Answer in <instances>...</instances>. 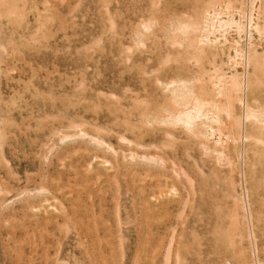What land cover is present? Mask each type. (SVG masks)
Instances as JSON below:
<instances>
[{
  "label": "rangeland",
  "instance_id": "rangeland-1",
  "mask_svg": "<svg viewBox=\"0 0 264 264\" xmlns=\"http://www.w3.org/2000/svg\"><path fill=\"white\" fill-rule=\"evenodd\" d=\"M93 1L94 0H27V3H25L24 0H17L19 4L17 3L16 5H19L18 9L20 7L22 11L19 9V13L17 12L19 17L17 16L16 18L2 15L4 10L3 8H0V37L2 43L4 42L3 45L5 44V48L0 50V121L4 133L3 140L0 144V186L6 191L9 190V193H7V191L5 194L0 195V264H77V262L78 264H87L86 262L88 261L85 260L84 257L88 260L90 259L89 261L91 263L88 262L89 264H240L239 259L234 257L235 252L227 249L226 244L222 241V237H220L222 235L221 231H224V228L226 229L229 222V217L226 214H230L234 209V203L231 196L235 192H241L242 178L238 173V169H235L231 175L230 171L227 170L228 168H220L213 162V160H211L208 153L203 155L196 139L185 138V136L182 135L180 136L181 133L178 130L174 133V139L168 137L162 131L148 132L147 135L143 137L144 139L142 138L143 140L141 139L140 141L146 145V148L150 149L142 148L137 151H135V148L129 151L126 146L127 144L118 139L119 135H117L116 132L108 133L110 135L101 137L104 138L107 145L113 147L118 152V155L110 152L106 153L105 151L98 149L95 143L88 142V138L96 136L94 134L96 133L95 129L92 127L93 123L98 122L99 125L105 128H113L111 122L107 121V119L111 120L112 117H118L119 119H126L128 117L131 121H135V118L137 117L136 120L139 124L143 123V121L145 122V120H147L146 116H141L140 120L138 116L140 113L138 107L143 108L144 106H142L143 104H139V106L136 105L134 99L145 98L144 101L146 104L149 103L150 109H157L160 98L159 89H157L155 85V76L160 73V76L171 78L174 77L175 74H180L179 69H176L180 65L178 64L177 59H174L172 56L175 54V50H172L170 47L167 49V46L163 44L164 41L162 38H156L153 43L152 37L144 35V37H141V41L145 42L147 46L146 48H140L141 50L138 52V40L136 38H130L132 35L130 36L128 31L131 30V25L133 26V23L136 20L135 18H137L136 14L143 13L146 10L144 7H150L151 3L155 0H135L136 2L134 0H121L122 3L120 4L118 2L120 0H111L112 2H109L110 0L94 1L95 3L98 1L97 4L99 6ZM163 1L165 2V5H163ZM181 1L182 3L180 0L159 1L160 4L158 7L159 11H161L159 16L161 18L162 15V21L163 18H165V22L167 18L170 19V17L173 16L177 17V15L184 16V14H192L191 11L193 8L194 10H196V8L198 9L200 4L204 3L206 0H199L198 3L197 0H187V3H185L186 0ZM128 2H131V4ZM144 2L147 5H145ZM100 3H102V5ZM26 4L27 6L24 10L23 7ZM163 6H165L164 10L162 8ZM131 8L134 13L132 11L130 12ZM184 8L185 11L182 12V9L184 10ZM113 9H115V15ZM170 10H175V13L172 12L174 13L173 16L170 15L172 14L170 13ZM120 12L123 14L121 13L120 15ZM162 12L163 14H161ZM131 14L133 18L130 16ZM20 15L23 17L22 19ZM25 16L27 17V20ZM101 18H103V20ZM23 19H25V21H23ZM111 19L112 22L114 21L113 25L116 27L111 25ZM122 19H124V21ZM138 19L141 20V18ZM143 20L141 22H143ZM145 21L146 18L144 22ZM100 22L102 23L99 26L98 23ZM138 22L140 21L138 20ZM103 27L105 28L106 33L105 30H103ZM112 27L113 29L115 28L114 30L116 32ZM159 30V26L155 28V31ZM233 36L235 37V35ZM98 37H100L102 42ZM13 39L18 44H16ZM95 39L96 42L93 43L92 40L95 41ZM97 39L99 44L97 43ZM130 39L132 41H130ZM111 42L114 43L115 46L112 45ZM100 43L102 44V48L99 49ZM121 43L123 45L125 44L124 47L134 45L135 54L129 63L127 61H120V59L124 58V54L121 52L123 49ZM94 44L97 46L95 45L92 47ZM109 44L111 50L109 49ZM86 46L89 48L92 47L93 49L86 48ZM117 47L119 51L117 50ZM154 47H156L155 50ZM83 49H85V52ZM86 49L89 50L86 51ZM153 53H156V56ZM84 54L85 57L83 56ZM108 54L111 55L108 56ZM167 54L173 57V59L172 63L166 65L167 71L166 66L164 65V72V69H161V66L159 67V65H162L163 58L167 56ZM116 55L118 56V61ZM105 56L107 57L106 59ZM88 57L90 60H88ZM103 57L104 59H102ZM113 58L116 60H113ZM93 60L95 61L94 63H97L94 64ZM115 62L120 66L118 67ZM128 65H131L132 68H137L141 73H138L136 76V72H133L136 71V69H130ZM141 65H143L144 68H141ZM95 66L98 67V69H96ZM205 66L208 67L207 64H205ZM109 69H111L112 72ZM143 69L144 71H148V74L146 75H149V77H146ZM124 70L126 71L124 72ZM152 70L154 72L157 70L156 72L158 73L155 74ZM189 70H192L191 72H193L196 68L191 67ZM182 71H184V69H182ZM120 73H122V76ZM150 74L152 75L150 76ZM185 74H187L186 71ZM76 75H78L79 78ZM118 76L120 80L118 79ZM140 76H143V78L141 77V79ZM150 80L151 83L149 82ZM80 87H83L81 88V91L78 90ZM108 90H110L109 92H111V94L113 93L112 95H114L116 99L109 94ZM126 90H130V92H127ZM84 91L85 93L83 94ZM97 91L99 92L97 93ZM119 91L123 92V96L121 95L122 92ZM100 92L105 93L106 95L101 94ZM134 92L137 94H134ZM104 95L107 97L105 98ZM95 98H97V102ZM149 98H152V100H149ZM258 99V101H263L264 93L260 94ZM86 100L87 102H84ZM251 102L254 103L253 100H251ZM97 104L99 105V112L98 109L96 110L98 106ZM101 107L103 109H101ZM113 108L117 113L113 112ZM119 110L120 112H123L120 114ZM96 112L98 114H96ZM109 112L114 114H110ZM137 112L139 113L137 114ZM237 112L240 113L239 106H237ZM81 119L86 122L83 129L86 127L84 130L88 133L87 138L76 136L75 134L77 133V130L69 127L71 122H78V120L81 121ZM149 123L151 124L152 121ZM126 135L128 136L129 134L127 133ZM128 137L132 139V136L129 135ZM161 141L163 142V146L161 145ZM169 142L172 144L169 145ZM166 144L167 148H165ZM196 144L197 146L194 148ZM168 145L171 148H168ZM134 151L137 152V154ZM145 152L150 153L155 160H143L145 155L142 156V154H145ZM131 153L134 154L132 155ZM150 154L147 156L151 158ZM157 154L164 157V164L159 162L154 163V161L157 160ZM125 155L128 157L126 156L124 160L121 159V157ZM136 155L137 157L134 159L133 156ZM138 155H141L142 157H138ZM115 158H118L119 160L116 161ZM139 158H142V160ZM99 159L110 163L103 168L99 165ZM201 159L205 161L202 162ZM122 160L125 162L123 163ZM235 160L237 163V159ZM137 161L138 163L140 162L139 165H136ZM172 161L176 166L173 165ZM117 162L123 164L119 167L117 166ZM130 164L132 165L130 166ZM192 164L193 166H190ZM248 165H250V167ZM247 166L249 171L248 174L246 173V179L249 177V180H247L248 182L246 183V186L247 190H249L248 194L251 207H253L252 212L255 213L253 218L257 229V239H259L257 241L259 248L258 254L264 260V220H262L264 219V149L262 147L258 146L257 148L253 145L249 146L247 153ZM99 168L102 173L100 176L101 179L100 177L98 179L95 178V174L98 172ZM174 169L176 170L174 171ZM252 170L254 171L252 172ZM227 171L229 172L228 176L225 174L228 173ZM135 172L138 175H136ZM187 175L189 177H187ZM234 175H237V178ZM252 176H254L253 181H251ZM157 177L160 178L158 179ZM47 178L50 180L49 184L46 183L49 181ZM115 178H117L118 181ZM221 178L224 180L222 181ZM170 179L171 181H169ZM232 180L234 182H232ZM158 182H160V184H158ZM219 182H224L225 185L221 183L220 186ZM249 183L253 184L250 185ZM226 184L230 189L227 188ZM258 185L260 188H258ZM51 186H53V188ZM157 186H159V188ZM106 187L109 189H105L104 191L103 189ZM112 187H114L115 190ZM149 187L152 188L150 189ZM55 188H57V190ZM160 188L162 189L160 190ZM225 188H227V190H225ZM81 192L84 194H81ZM56 193L57 198H53ZM135 193H137V195ZM78 194H81L82 196L80 197ZM250 195L252 196L250 197ZM144 198L145 200H143ZM207 198H210V200L212 199L211 203ZM44 199L47 200V203ZM5 202L7 203V206L5 205ZM86 202L89 206H83ZM228 202L230 206L228 205ZM174 203L178 204L175 206ZM212 203L214 204L212 205ZM136 204H139L140 208L139 205L136 206ZM209 204H211V208L208 206ZM73 205L75 207L77 206L78 210ZM142 205H145L146 208L144 209ZM215 205L218 207L220 206L219 209L221 210H218V207L215 209ZM257 206L260 208L258 209ZM89 207H91V209ZM105 207L106 211L104 209ZM135 207H137V209H135ZM205 208L208 210L206 211ZM75 209L79 216L77 215L76 218L74 217V220L72 219L71 222L70 214ZM149 209L152 212H150ZM163 209L165 212H163ZM209 210L212 212L209 213ZM214 210H218V212ZM136 211H138V213ZM205 211L208 213V216ZM219 211L221 213L220 215ZM255 211L258 214H256ZM134 212L136 213L134 214ZM238 212L239 220L242 222L243 220L241 216L243 213L241 211ZM217 214L218 218L219 216L221 217L220 219L215 217ZM223 216L226 217V219L222 218ZM67 217L69 218L68 221L66 219ZM215 222L221 225L217 224L215 227ZM213 223L215 224L213 225ZM88 224H90L88 226L89 228L87 227ZM202 225L205 227H202ZM261 225L263 226L261 227ZM68 226H70L69 230L71 228L70 231L67 228ZM204 228L205 232L202 231ZM89 229L91 230L89 231ZM210 230L213 233L217 232V236L213 233L211 234ZM218 232H220L219 236ZM86 233L87 235L91 234L87 236ZM195 233H197V235ZM207 234H209V236ZM260 236L263 239L260 238ZM243 241L245 242L243 243ZM83 242L84 244L86 243L85 246H83ZM125 244L126 246H124ZM223 244L225 246H223ZM242 245L246 248L248 246L247 241L242 240ZM168 247H170L171 254H169V260L166 262L165 253ZM217 248L219 249L218 251ZM212 249L213 251L211 252ZM84 251L85 253H83ZM223 256L225 257L223 258ZM246 257H248V255ZM114 259L115 261L113 262ZM103 261L106 262L104 263Z\"/></svg>",
  "mask_w": 264,
  "mask_h": 264
},
{
  "label": "bare ground",
  "instance_id": "bare-ground-1",
  "mask_svg": "<svg viewBox=\"0 0 264 264\" xmlns=\"http://www.w3.org/2000/svg\"><path fill=\"white\" fill-rule=\"evenodd\" d=\"M25 3H27V0H24ZM96 1V0H94ZM93 1V2H94ZM135 1V0H134ZM132 1V2H134ZM141 1V0H140ZM159 1L161 0H155L154 2L151 3L150 7H144V9L146 8V10L143 13L140 14H136L137 18H135L136 20L138 19L140 22H138V20L134 21L133 26L131 25V30L128 31L130 33V38H136L138 40V51H140V48H146V43L141 41V37L148 36V37H152L153 38V43L155 41L156 38H162V40L164 41L163 44H165L168 47L172 48V50H175V54L172 55L174 57V59H177L178 64L180 65L178 68L180 71L179 75L173 76L171 78H165L164 76H160V73L158 72H153L156 74L158 73L159 75L155 76V85L156 88L159 89V104L157 109L154 108L155 110L150 109V105L149 103L146 104L145 103V98H136L134 99V103L136 101V105L139 106L142 105L144 106L143 108H139L137 112L138 116H139V120L141 116H146L147 120H145V122L143 121V123L139 124V122L136 120L135 121H131L130 119H128V117L126 119H119L118 117H112V119H107V121L111 122L113 128H105L101 125H99V123H93L92 127H94L95 132L94 133L96 136H91V138H88V142H93L96 144L97 148L100 150L110 153H114L115 155H118V152L111 146L107 145L104 141V138L101 137H105V135H110L108 133H114L116 132L117 135H119L118 139L124 143H126L127 148L129 149V151H131V149H136L135 151H137L138 149H150V148H146V145L143 144L142 141H140L144 136L147 135L148 132H155V131H162L164 134H166L168 137L173 138L174 133H176L175 131L178 130L181 134L180 136H185V138H192V139H196L198 141V145L200 146L203 155H206L208 153V155L210 156L211 160H213V162L218 165L220 168H228L227 170L230 171L231 175L233 173V171L235 169H238V173L241 176L242 180H241V192L240 193H233V195L231 196L233 199V203H234V209L232 210V212H230V214H226L229 217V222L227 224L226 229L224 228V231L222 233V235L220 237H222V241L226 244L227 249H230L232 252H235L234 257L238 258L240 261V264H264V260L263 258H261V256H259L258 254V244L257 241L259 239H257V235H256V227H255V220L253 218V215H255V213L252 212V208L251 207V203H250V198H249V194L247 190V186L246 183L248 182L247 180H249L248 178L246 179V173L248 174L250 165L247 166V153H248V148L249 146H256L258 148V146L262 147L264 149V100L263 101H258L260 94L264 93V0H206L204 3H199L200 6L199 8L196 10L191 11L192 14H184V16H179L177 15V17L173 16V14L175 13V10L172 11L170 10V15H172L173 17H170V19H166L164 22L162 21V15L160 18V12L159 11V7L158 5L160 4ZM178 1V0H177ZM184 1V0H183ZM199 0H197L198 3ZM203 1V0H202ZM201 1V2H202ZM109 2H112L111 0ZM114 2V1H113ZM119 4L122 3L121 0L118 1ZM136 2V1H135ZM151 2V1H150ZM164 2V1H163ZM168 2V1H167ZM180 2L182 3V1L180 0ZM191 2V1H190ZM18 2L17 0H0V8H3L4 12L2 13V15L6 16V17H13L16 18L17 12L19 13V9L20 11L21 8L16 5ZM23 3V4H25ZM95 3V2H94ZM98 3V1H97ZM95 3V4H97ZM124 3V2H123ZM131 4V2H128ZM145 3V2H144ZM148 3V2H147ZM180 3V4H181ZM187 3V0L186 2ZM189 3V2H188ZM195 3V4H197ZM237 3V4H236ZM19 4V3H18ZM102 5V3H100ZM112 4V3H110ZM118 4V3H117ZM126 4V3H125ZM141 4V3H140ZM173 4V3H172ZM190 4V3H189ZM98 5V4H97ZM133 5V3H132ZM137 5V4H136ZM138 5H139V1H138ZM142 5V4H141ZM140 5V6H141ZM145 5H147L145 3ZM144 5V6H145ZM165 5V2L164 4ZM174 5V4H173ZM178 5V4H177ZM27 4L23 7L26 8ZM99 6V5H98ZM110 6V5H109ZM124 6V5H123ZM167 6V5H166ZM170 6V5H169ZM104 7V6H103ZM108 7V4H107ZM122 7V6H121ZM132 7V6H131ZM135 7V5H134ZM163 6V10H164ZM193 7V5H192ZM196 7V6H195ZM198 7V6H197ZM105 8V7H104ZM113 8V6H112ZM123 8V7H122ZM127 8V7H126ZM140 8V7H139ZM171 8V7H170ZM182 8V6H181ZM188 8V7H187ZM18 9V10H17ZM108 9V8H107ZM119 9V8H118ZM173 9V8H171ZM189 9V8H188ZM25 10V9H24ZM23 10V11H24ZM102 10V9H101ZM100 10V11H101ZM112 10V9H110ZM114 10V15H115V9ZM117 10V9H116ZM125 10V9H124ZM120 11V10H119ZM134 11L130 10V12ZM137 11V9H136ZM177 11V10H176ZM180 11V10H179ZM185 11L182 9V12ZM187 11V10H186ZM26 12V11H24ZM118 12V11H117ZM116 12V14H117ZM146 12V13H145ZM188 12V11H187ZM190 12V11H189ZM109 13V11H108ZM119 13V12H118ZM122 12H120L121 15ZM126 13H127V9H126ZM169 13V12H168ZM178 13V12H177ZM186 13V12H185ZM25 14V13H24ZM123 14V13H122ZM163 14V12L161 13ZM183 14V13H182ZM109 15V14H108ZM129 15V14H128ZM135 15V16H136ZM176 15V14H175ZM132 16V14L130 15ZM129 16V18H130ZM19 17V16H18ZM21 17V15H20ZM26 17V16H25ZM110 17V16H109ZM113 17V16H112ZM125 17V16H124ZM123 17V18H124ZM146 21L144 22L145 18ZM23 17H21L22 19ZM106 18V17H105ZM114 18V17H113ZM117 18V17H116ZM122 18V16H121ZM126 18L128 19V17L126 16ZM133 18V16H132ZM144 20H143V19ZM175 18V19H172ZM103 20V18H101ZM15 20V19H14ZM27 20V17H26ZM101 20V21H102ZM119 20V19H118ZM124 21V19H122ZM143 20V22H141ZM173 20V22H172ZM23 21H25V19H23ZM108 21V20H107ZM18 22V21H16ZM172 22V23H171ZM19 23V22H18ZM102 22L98 23L99 26L101 25ZM114 21L112 22L111 19V25L113 27H116L115 25H113ZM123 24V23H122ZM122 24H120L121 26H123ZM126 24V23H125ZM25 25V24H24ZM104 25V23H103ZM119 25V27H120ZM128 25V24H127ZM130 26V25H129ZM160 27L159 31H155V28ZM106 27V26H105ZM112 27V29H113ZM127 27V26H126ZM125 27V28H126ZM102 28V27H101ZM123 28V27H122ZM129 28V27H128ZM115 29V28H114ZM113 29V30H114ZM119 29V28H118ZM127 29V28H126ZM103 30H105V28L103 27ZM112 30V31H113ZM121 30V29H119ZM118 30V32H119ZM4 31V30H3ZM2 31V32H3ZM115 31V30H114ZM116 32V31H115ZM122 32V31H120ZM106 33V30H105ZM125 33V32H124ZM3 34V33H2ZM1 34V36H2ZM13 34V33H12ZM11 34V37H12ZM16 34V33H15ZM104 34V31H103ZM102 34V35H103ZM110 34V33H109ZM111 34L113 35V33L111 32ZM111 35V36H112ZM118 35V34H117ZM235 35V37L233 36ZM5 36V35H4ZM3 36V38H4ZM14 36V34H13ZM17 36V35H16ZM105 36V35H104ZM10 37V38H11ZM101 37V36H100ZM100 37H98L100 39ZM116 37V36H115ZM9 38V39H10ZM17 38V37H16ZM122 38V37H121ZM5 39V38H4ZM3 39V40H4ZM22 39V38H20ZM26 39V38H25ZM1 40V37H0ZM14 40V39H13ZM12 40V41H13ZM28 40V39H27ZM94 40V39H93ZM93 43L96 42L93 41ZM105 40V39H104ZM113 40V39H112ZM9 41V40H8ZM7 41V42H8ZM11 41V40H10ZM101 41V39H100ZM114 41V40H113ZM121 41V40H120ZM130 41H132L130 39ZM162 41V42H163ZM15 42V40H14ZM102 42V41H101ZM118 42V41H117ZM4 43V42H3ZM2 40L0 41V50L5 48V44L3 45ZM13 43V42H12ZM11 43V44H12ZM16 43V42H15ZM14 43V44H15ZM97 43H98V39H97ZM104 43V42H103ZM112 43V42H111ZM124 43V42H123ZM156 43V42H155ZM10 44V43H9ZM18 44V43H16ZM28 44V43H27ZM99 44V43H98ZM116 44V43H115ZM122 44V43H121ZM161 44V43H160ZM91 45V44H90ZM89 45V47H90ZM96 44L92 45L95 46ZM102 44L100 43V48H102L101 46ZM104 45V44H103ZM108 45V44H107ZM112 45H114V43H112ZM125 45V44H124ZM121 50V52L124 54V58L120 59V61H127L129 63V61H131V59L133 58L134 54H135V49H134V45L130 46L128 45V47H124ZM97 46V45H96ZM115 46V45H114ZM118 46V44H117ZM165 46V49H166ZM88 46H86V48H89ZM91 47V48H92ZM161 47V46H160ZM164 47V46H163ZM14 48V47H13ZM85 48V47H84ZM89 48V49H91ZM112 48V47H111ZM116 48V47H115ZM156 47H154L155 50ZM162 48V47H161ZM169 48V49H170ZM17 49V47H16ZM19 49V48H18ZM89 49H86L89 50ZM93 49V48H92ZM105 49V48H104ZM109 49H110V44H109ZM158 49V48H157ZM81 50V49H80ZM85 49H83L84 51ZM111 50V49H110ZM114 50V49H113ZM118 50V47H117ZM161 50V49H160ZM19 51V50H18ZM82 51V50H81ZM91 51V50H90ZM89 51V52H90ZM93 51V50H92ZM95 51V50H94ZM119 51V50H118ZM151 51V50H150ZM163 51V50H162ZM161 51V52H162ZM168 51V50H167ZM79 52V51H78ZM85 52V51H84ZM109 52V51H108ZM114 52V51H113ZM154 52V51H153ZM15 53V51H14ZM83 53V52H82ZM88 53V52H87ZM103 53V52H102ZM105 53V52H104ZM142 53V52H141ZM140 53V54H141ZM150 53V52H149ZM152 53V52H151ZM165 53V52H164ZM117 54V52H116ZM154 54V53H153ZM17 55V54H16ZM100 55V54H99ZM111 54H108V56ZM118 55V54H117ZM117 57V61H118V56ZM156 56V53L154 54ZM162 55V54H160ZM164 55V54H163ZM79 56V54H78ZM85 57V54L83 55ZM150 56V55H149ZM154 56V57H155ZM164 57V56H163ZM162 57V58H163ZM173 57L169 56L167 54V56H165L163 58V63L162 65H159V67L161 66V69H164V65L166 66L168 63H172V59ZM78 58V57H77ZM80 58V56H79ZM107 57L105 56V59ZM122 58V57H121ZM86 59V58H85ZM93 59V58H92ZM101 59V58H100ZM104 59V57L102 58ZM101 59V60H102ZM111 59V58H110ZM115 58H113L114 60ZM148 59V58H147ZM147 59H146V63H147ZM156 59V57H155ZM88 60H90V58L88 57ZM116 60V59H115ZM157 60V59H156ZM84 61V60H82ZM87 61V59H86ZM85 61V62H86ZM149 61V59H148ZM79 62V60H78ZM77 62V63H78ZM91 62V61H90ZM95 61L93 60V63ZM107 62V60H106ZM113 62V61H112ZM111 62V63H112ZM159 62V61H158ZM97 63V62H96ZM94 63V64H96ZM103 63V62H102ZM120 63V62H118ZM123 63V62H121ZM133 63V62H132ZM139 63V62H138ZM137 63V64H138ZM86 64V63H85ZM84 64V66H85ZM106 64V63H105ZM103 64V65H105ZM116 64V62H115ZM114 64V65H115ZM145 64V63H144ZM205 64L208 65V67L205 66ZM102 65V66H103ZM109 65V64H108ZM118 67L120 66L119 64H116ZM136 65V64H135ZM113 66V65H112ZM126 66V65H125ZM129 66V65H128ZM86 67V66H85ZM83 67V68H85ZM96 67V66H95ZM105 67V66H104ZM109 67V66H108ZM143 67V65H141V68ZM147 67V66H146ZM192 68H196L195 71L191 72L189 69ZM117 68V67H115ZM123 68V67H122ZM125 68V67H124ZM129 68L131 69L132 66L130 65ZM134 69H136V76L137 74L141 73V71L139 72L137 70V68L133 67ZM132 68V69H133ZM144 68V67H143ZM80 69V68H79ZM87 69V68H86ZM96 69H98V67H96ZM133 69V70H134ZM155 69V68H154ZM173 69V68H172ZM182 69H184V71H182ZM100 70V69H99ZM105 70V68H104ZM111 70V69H109ZM127 70V69H126ZM124 70V72L126 71ZM142 70V69H141ZM146 70V69H145ZM77 71V70H76ZM97 71V70H96ZM121 71V70H120ZM166 71H167V66H166ZM185 71L187 72V74H185ZM112 72V70H111ZM115 72V71H114ZM118 72V71H117ZM123 72V71H122ZM132 72V71H131ZM143 72L146 74H148V71H144ZM152 72V73H153ZM165 72V69H164ZM101 73V72H100ZM106 73V72H105ZM109 73V72H108ZM119 73V72H118ZM151 73V72H150ZM170 73V72H169ZM103 74V73H102ZM112 74V73H111ZM122 73H120L121 75ZM75 75V74H74ZM80 75V74H78ZM78 75H76L78 77ZM131 75V74H130ZM134 75V74H133ZM152 74H150L151 76ZM81 76V75H80ZM122 76V75H121ZM135 76V79H136ZM149 77V75H146V77ZM71 77V76H70ZM73 77V76H72ZM86 77V76H85ZM125 77V76H124ZM129 77V76H128ZM139 77V76H138ZM143 78V76H140V78ZM154 77V76H153ZM170 77V75H169ZM79 78V77H78ZM107 78V77H106ZM121 78V77H120ZM132 78V77H131ZM141 78V79H142ZM151 78V77H150ZM119 79V76H118ZM85 80V78H84ZM120 80V79H119ZM129 80V79H128ZM77 81V80H76ZM82 81V80H81ZM122 81V79H121ZM132 81V80H131ZM130 82V81H129ZM136 82V81H135ZM134 82V83H135ZM147 82V81H146ZM145 82V83H146ZM151 83V80L149 81ZM148 82V83H149ZM82 83V82H81ZM83 83L85 84V82L83 81ZM112 83V82H110ZM127 83V82H126ZM154 83V80H153ZM77 84V82H76ZM79 84V83H78ZM83 84V85H84ZM138 84V83H137ZM142 84V83H140ZM106 85V84H105ZM149 85V84H148ZM152 85V84H151ZM82 86V85H81ZM86 86V84H85ZM116 86V85H115ZM114 86V87H115ZM126 86V85H125ZM128 86V85H127ZM135 86V85H134ZM141 86V85H139ZM146 86V85H145ZM150 86V85H149ZM153 86V85H152ZM123 87V86H122ZM151 87V86H150ZM76 88V86H75ZM81 88L78 89L79 91H81ZM88 88V87H86ZM127 88V87H124ZM142 88V87H141ZM152 88V87H151ZM91 89V88H90ZM117 89V88H116ZM77 90V91H78ZM122 90V89H120ZM147 90V89H146ZM151 90V89H150ZM149 90V91H150ZM110 90H108L109 92ZM115 91V90H114ZM127 91V90H126ZM124 91V92H126ZM99 91H97L98 93ZM122 92V91H119ZM127 92H130L127 91ZM144 92V90H143ZM151 92V91H150ZM76 93V91H75ZM81 93V92H80ZM85 93V91L83 92V94ZM93 93V92H92ZM96 93V94H97ZM101 93V92H100ZM136 92H134L135 94ZM158 93V92H157ZM156 93V95H157ZM101 94H105V93H101ZM109 94H111V92H109ZM113 94V93H112ZM111 96H114L112 95ZM120 94V93H119ZM123 94V92L121 93V95ZM127 94V93H125ZM137 94V93H136ZM147 94V92H146ZM77 95V94H76ZM80 95V94H79ZM106 95V94H105ZM104 95V96H105ZM74 96V95H72ZM103 96V95H102ZM110 96V95H109ZM123 96V95H122ZM126 96V95H125ZM134 96V95H132ZM136 96V95H135ZM139 96V93H138ZM75 97V96H74ZM107 96H105L106 98ZM137 97V96H136ZM150 97V96H149ZM152 97V96H151ZM82 98V97H81ZM84 98V97H83ZM89 98V96H88ZM98 98V97H97ZM97 98L96 102H97ZM115 98V96H114ZM116 99V98H115ZM120 99V98H119ZM133 99V98H132ZM139 99V100H138ZM152 100V98H149V100ZM110 100V99H109ZM117 100H118V95H117ZM121 100V99H120ZM119 100V101H120ZM124 100V99H123ZM159 100V99H158ZM251 100H253L254 103L251 102ZM92 101V100H91ZM125 101V100H124ZM147 101V100H146ZM81 102V101H79ZM83 102V100H82ZM84 102H87L84 101ZM90 102V101H89ZM94 102V101H93ZM150 102V101H149ZM157 102V101H156ZM92 103V102H91ZM100 103V102H98ZM121 103V102H120ZM131 103V102H130ZM82 104V103H80ZM122 104V103H121ZM133 104V103H132ZM76 105H77V101H76ZM75 105V106H76ZM98 105V104H97ZM96 105V106H97ZM120 105V104H119ZM149 106V107H148ZM237 106L240 107V113L237 112ZM129 107V106H128ZM96 108V107H95ZM99 108V105L97 106L96 110ZM112 108V106H111ZM116 108V107H115ZM135 108V106H134ZM101 109H103L101 107ZM130 109V107H129ZM128 109V111H129ZM100 109H98L99 112ZM108 110V109H107ZM110 110V108H109ZM126 110V109H125ZM103 111V110H102ZM122 111V110H121ZM88 112V111H87ZM92 112V111H91ZM113 112L114 108H113ZM120 112V110H119ZM123 112V111H122ZM120 112V114L122 113ZM101 113V111H100ZM110 113V112H109ZM108 113V114H109ZM112 113V112H111ZM110 113V114H111ZM127 113V112H126ZM134 113V112H133ZM96 114H98L96 112ZM106 114V113H105ZM109 114V115H110ZM114 114V113H112ZM119 114V115H120ZM132 114V113H131ZM129 115V113H128ZM97 116V115H96ZM112 116V115H111ZM125 116V115H124ZM123 116V117H124ZM127 116V115H126ZM131 116V115H130ZM136 116V114H135ZM110 117V116H109ZM98 118V116H97ZM106 118V117H105ZM125 118V117H124ZM131 118V117H130ZM149 118V119H148ZM119 121H118V120ZM146 119V118H144ZM98 120V119H97ZM138 124H137V122ZM142 121V120H141ZM152 123L150 124L149 122ZM1 121H0V144L3 140V128L1 125ZM84 125H86V122L78 120V122H71L69 124L70 128L76 129L77 133L75 134L76 136H81V137H85L87 138L88 133L87 131H85L84 129H86V127L83 129ZM90 127V125H89ZM88 128V127H87ZM129 134L130 136H132V139L129 138L126 134ZM162 133V134H163ZM152 134V133H151ZM150 134V135H151ZM157 134V133H156ZM159 134V133H158ZM179 134V133H177ZM153 135V134H152ZM155 135V134H154ZM55 136V134H54ZM57 136V134H56ZM55 138V137H53ZM154 138V137H153ZM144 139V138H143ZM142 139V140H143ZM162 139V138H161ZM174 139V138H173ZM178 140V139H177ZM188 140V139H186ZM179 142V141H177ZM162 141H161V145H162ZM165 143V142H164ZM172 144L169 142V145ZM168 145V148H171ZM163 146V145H162ZM167 148V144L165 145ZM174 146V145H172ZM192 146V145H191ZM197 144L195 145L194 148H196ZM152 147V145H151ZM155 148V147H154ZM159 148V147H158ZM164 148V147H163ZM254 148V147H252ZM2 149V148H1ZM174 149V148H173ZM81 150V149H80ZM163 150V149H162ZM168 150V149H166ZM128 151V150H127ZM134 151V152H135ZM196 151V150H195ZM254 151V149H253ZM252 151V152H253ZM79 152V150H78ZM159 152V151H158ZM164 152V151H163ZM130 153V152H129ZM137 154V152H135ZM140 153V152H139ZM132 155L134 153H131ZM130 154V155H131ZM150 153H143L142 156L143 160H152L153 157L151 156V158L149 156H147ZM164 154V153H163ZM171 154V152H170ZM169 154V156H170ZM174 154V153H173ZM256 154V152H255ZM260 154V153H259ZM157 160L154 161L155 162H159V163H165L163 162L165 159H163L164 157L161 156L160 154H157ZM168 155V154H167ZM235 157H234V156ZM127 155L122 156L121 159H125ZM141 155L138 157H142ZM234 158H233V157ZM257 156V155H256ZM263 156V154H262ZM128 157V156H127ZM132 157V156H131ZM136 156H133V158L135 159ZM149 157V158H148ZM190 157V156H189ZM169 158V157H168ZM175 158V157H174ZM205 158V157H204ZM263 158V157H262ZM116 161L119 160L118 158H115ZM142 160V158H139ZM237 159V163L235 162ZM261 159V156H260ZM122 160V161H123ZM137 160V158H136ZM155 160V159H153ZM172 160V159H171ZM202 160V159H201ZM121 161V162H122ZM199 161V160H198ZM205 160H202V162ZM125 161H123L124 163ZM167 162V160H166ZM173 162V161H172ZM210 162V161H207ZM260 162V161H259ZM110 162L105 161V160H101L99 159V165L103 168L106 167L107 164H109ZM123 163L117 162V166L120 167V165H122ZM138 161L136 162V165H139ZM169 163V162H168ZM206 163V162H205ZM213 163V164H214ZM127 164V163H126ZM196 164V163H195ZM204 164V163H203ZM210 164V163H209ZM208 164V166H209ZM249 164V163H248ZM253 164V162H252ZM255 164V163H254ZM132 164H130L131 166ZM141 165V164H140ZM173 165L176 166V164ZM163 166V165H162ZM190 166H193L190 165ZM207 166V165H206ZM91 167V165H90ZM138 167V166H137ZM167 167V166H165ZM198 167V166H197ZM205 167V166H204ZM212 167V166H211ZM255 168H257L256 166H254ZM116 168V167H115ZM131 168V167H130ZM139 168V167H138ZM202 168V167H201ZM209 168V167H208ZM261 168V166H260ZM114 169V168H113ZM133 169V168H132ZM136 169V168H135ZM165 169V168H164ZM218 169V168H217ZM251 169V168H250ZM254 169V168H253ZM91 170V169H90ZM93 170V169H92ZM129 170V169H128ZM168 170V169H166ZM176 169H174L175 171ZM87 171V170H86ZM88 171H89V167H88ZM120 171V170H119ZM137 171V170H136ZM254 170H252L253 172ZM118 172V171H117ZM122 172V171H121ZM226 172V171H224ZM223 172V173H224ZM228 172V171H227ZM236 172V171H235ZM234 172V173H235ZM251 172V173H252ZM263 172V171H262ZM132 173V172H131ZM156 173V172H155ZM177 173V172H176ZM101 170L99 168L98 172L95 174V178H99L101 176ZM118 174V173H116ZM136 174V172H135ZM153 174V172H152ZM189 174V173H188ZM204 174V173H203ZM212 174V173H211ZM227 176L229 174L225 173ZM255 174V173H254ZM253 174V175H254ZM138 175V174H136ZM134 175V176H136ZM179 175V174H178ZM205 175V174H204ZM210 175V174H208ZM207 175V177H208ZM217 175V174H215ZM235 176V175H234ZM261 176V175H260ZM109 177V176H108ZM119 177V175H118ZM155 177V176H154ZM187 177H189L187 175ZM212 177V176H211ZM237 178V175L235 176ZM253 177L252 176V180L253 181ZM83 178V177H82ZM86 178H87V174H86ZM158 179L160 177H157ZM181 178V176H180ZM179 178V179H180ZM209 178V177H208ZM223 178V176H222ZM221 178V179H222ZM229 178V177H228ZM232 178V177H231ZM48 179V178H47ZM101 179V177H100ZM99 179V180H100ZM117 180V178H115ZM120 179V178H119ZM134 179V178H133ZM168 179V178H167ZM191 179V178H190ZM217 179V178H216ZM219 179V180H221ZM263 179V177H262ZM49 180V179H48ZM86 180V179H85ZM110 180V179H109ZM173 180V178H172ZM210 180V179H209ZM224 179H222L223 181ZM228 180V179H227ZM261 180V179H260ZM259 180V181H260ZM118 181V180H117ZM167 181V180H166ZM171 181V179L169 180ZM168 181V182H169ZM229 181V180H228ZM50 180L48 182H46L47 184H49ZM89 182V181H86ZM85 182V183H86ZM111 182V181H110ZM163 182V181H162ZM192 182V181H191ZM206 182V181H205ZM232 182H234L232 180ZM257 182V181H256ZM82 183V182H81ZM118 183V182H117ZM125 183V182H124ZM175 183V182H174ZM216 183V182H214ZM213 183V184H214ZM220 183V182H219ZM222 184H224V182H221ZM220 183V186H221ZM231 183V182H230ZM261 183V181H260ZM264 183V180H263ZM79 184V183H78ZM87 184V183H86ZM112 184V182H111ZM128 184V181H127ZM158 184H160V182H158ZM157 184V185H158ZM163 184V183H161ZM194 184V183H193ZM208 184V183H207ZM218 184V183H216ZM234 184V183H232ZM250 184V183H249ZM253 184V183H251ZM250 184V185H251ZM82 185V184H80ZM133 185V184H132ZM131 185V186H132ZM153 185V184H152ZM169 185V184H168ZM225 185V184H224ZM222 185V186H224ZM239 185V184H238ZM248 185V184H247ZM261 185V184H259ZM258 185V188H260ZM111 186V185H110ZM174 186V185H173ZM194 186V185H193ZM215 186V185H214ZM217 186V185H216ZM227 188L228 185L226 184ZM224 186V187H226ZM236 186V183H235ZM263 186V185H261ZM53 188V186H51ZM55 187V186H54ZM84 187V186H83ZM82 187V189H83ZM119 187V186H118ZM159 188V186H157ZM167 187V186H166ZM218 187V186H217ZM216 187V190H217ZM255 187V186H253ZM114 190L115 188L112 187ZM135 188V187H134ZM150 188V187H149ZM152 188V187H151ZM150 188V189H151ZM156 188V187H155ZM154 188V189H155ZM164 188V187H162ZM160 188V190L162 189ZM194 188V187H193ZM211 188V187H210ZM221 188V187H220ZM227 188H225V190H227ZM233 188V186H232ZM235 188V187H234ZM250 188V187H249ZM264 188V186H263ZM57 190V188H55ZM86 189V188H85ZM105 189H109V188H104L103 190L105 191ZM120 189V187H119ZM230 189V188H228ZM252 189V186H251ZM54 190V191H56ZM159 190V191H160ZM167 190V189H166ZM194 190V189H193ZM208 190V189H207ZM220 190V189H218ZM222 190V189H221ZM256 190V189H255ZM254 190V191H255ZM8 191V192H7ZM4 190L1 188L0 186V195L5 194L6 192L9 193V190ZM59 191V190H58ZM102 191V190H100ZM135 191V190H134ZM137 191V190H136ZM164 191V190H163ZM162 191V193H163ZM209 191V190H208ZM235 191V189H234ZM233 191V192H234ZM259 191V189H258ZM84 192V191H83ZM81 192V194L83 193ZM155 192V190H154ZM153 192V193H154ZM197 192V191H196ZM256 192V191H255ZM85 193V192H84ZM83 193V194H84ZM114 193V191H113ZM120 193V192H119ZM123 193V191H122ZM138 193V192H137ZM137 193H135L137 195ZM152 193V194H153ZM167 193V191H166ZM227 193V192H225ZM55 194V193H54ZM81 194H78V196L80 195V197L82 196ZM87 194V193H86ZM110 194V193H109ZM161 194V193H160ZM165 194V192H164ZM190 194V193H189ZM209 194V193H208ZM251 194V193H250ZM123 195V194H122ZM166 195V194H165ZM205 195V194H204ZM258 195V194H257ZM86 196V195H85ZM112 196V195H111ZM120 196V195H119ZM125 196V195H124ZM202 196V195H201ZM227 196V195H225ZM252 195H250L251 197ZM259 196V195H258ZM257 196V197H258ZM31 197V196H30ZM140 197V195H139ZM143 197V196H142ZM141 197V198H142ZM189 197V195H188ZM191 197V196H190ZM196 197V196H195ZM219 197V196H218ZM229 197V194H228ZM256 197V196H255ZM53 198H57V193L56 195H54ZM83 198V197H82ZM101 198V197H100ZM163 198V197H162ZM165 198V197H164ZM226 198V197H225ZM253 198V197H252ZM4 199V198H3ZM47 199V198H46ZM45 200V202L47 203V200ZM76 199V198H75ZM87 199V198H86ZM98 199V198H97ZM117 199V198H116ZM115 199V200H116ZM135 199V198H134ZM137 199V198H136ZM159 199V197H158ZM208 201L210 200V198H207ZM220 199V198H219ZM5 200V199H4ZM8 200V199H7ZM77 200V199H76ZM83 200V199H82ZM91 200V199H90ZM102 200V199H101ZM100 200V202H101ZM145 200V198L143 199ZM191 200V198H190ZM195 200V199H194ZM201 200V199H200ZM252 200V199H251ZM255 200V198H254ZM253 200V201H254ZM50 201V200H48ZM88 201V200H87ZM189 201V198H188ZM212 199L210 200L211 203ZM229 201V198H228ZM43 202V201H41ZM80 202V201H79ZM103 202V201H102ZM140 202V200H139ZM170 202V201H169ZM196 202V201H195ZM217 202V200H216ZM259 202V201H258ZM262 202V201H261ZM29 203V202H28ZM105 203V202H103ZM165 203V202H163ZM182 203V202H181ZM180 203V204H181ZM204 203V202H201ZM215 203V202H214ZM212 203V205L214 204ZM7 203L5 202V205ZM97 204V201H96ZM173 204V203H172ZM171 204V205H172ZM175 204V203H174ZM178 204V203H176ZM175 204V206H176ZM183 204V203H182ZM221 204V203H220ZM4 205V204H3ZM30 205V204H29ZM88 205L87 202L86 204H84L83 206ZM139 205V204H138ZM136 204V206H138ZM146 205V204H145ZM145 205L143 206L144 209L146 208ZM161 205V204H160ZM168 205V204H167ZM170 205V204H169ZM205 205V204H204ZM211 204H209L208 206H210ZM222 205V204H221ZM229 205V202H228ZM226 205V206H228ZM257 205V204H256ZM263 205V204H261ZM260 205V206H261ZM7 206V205H6ZM33 206V205H32ZM74 206V205H73ZM89 206V205H88ZM121 206V204H120ZM119 206V207H120ZM147 206V205H146ZM162 206V205H161ZM164 206V205H163ZM166 206V204H165ZM187 206V205H186ZM206 206V205H205ZM207 206V207H208ZM225 206V204H224ZM230 206V205H229ZM75 207V206H74ZM168 207V206H167ZM201 207V206H199ZM213 207V206H212ZM215 205V209H217ZM258 207V206H257ZM263 207V206H261ZM5 208V206H4ZM3 208V209H4ZM77 210V206L75 207ZM91 209V207H89ZM103 208V207H102ZM122 208V207H121ZM140 208V205H139ZM138 208V209H139ZM211 208V206H210ZM220 206L218 207V210ZM230 208V207H229ZM260 207H258L259 209ZM36 209V208H35ZM34 209V210H35ZM76 209L73 210L71 212V217L70 220L72 222V219L74 220V217L76 218L77 215L79 216V214L76 212ZM99 209V208H98ZM106 211V207L104 208ZM103 209V212H104ZM135 209H137V207H135ZM143 209V208H142ZM141 209V210H142ZM167 209V208H166ZM198 209V208H197ZM223 209V208H222ZM263 209V208H262ZM261 209V212H262ZM26 210V209H25ZM24 210V211H25ZM87 210V209H86ZM140 210V209H139ZM147 210V209H146ZM206 210V208H205ZM208 210V209H207ZM206 210V211H207ZM211 210V209H210ZM209 210V213H211ZM218 210H214L216 212H218ZM28 211V210H27ZM90 211V210H89ZM120 211V210H119ZM145 211V210H144ZM148 211V210H147ZM150 211V209H149ZM158 211V210H157ZM205 211V212H206ZM224 211V210H223ZM230 211V210H229ZM241 211L242 214V222L241 220H239V212ZM108 212V211H107ZM138 213V211H136ZM134 212V214L136 213ZM152 212V211H150ZM163 212L164 209H163ZM162 212V213H163ZM199 212V210H198ZM197 212V213H198ZM215 212V213H216ZM228 212V211H227ZM256 212V211H255ZM159 213V212H158ZM168 213V211H167ZM207 213V212H206ZM213 213V214H215ZM229 213V212H228ZM27 214V213H26ZM88 214V213H86ZM85 214V215H86ZM120 214V213H119ZM118 214V215H119ZM149 214V212H148ZM220 211H219V215H220ZM256 214H258L256 212ZM69 215V216H70ZM146 215V214H145ZM157 215V214H156ZM161 215V214H160ZM163 215V214H162ZM208 216V213L206 214ZM260 215V213H259ZM264 215V214H263ZM68 216V217H69ZM200 216V215H199ZM218 214L215 216L217 217ZM66 218L67 221L69 218ZM81 217V216H80ZM138 217V216H136ZM148 217V216H147ZM169 217V215H168ZM203 217V215H202ZM211 217V216H210ZM255 217V216H254ZM84 218V217H83ZM91 218V217H90ZM89 218V219H90ZM208 218V217H207ZM214 218V217H213ZM218 218V217H217ZM221 217L219 216L218 219H220ZM225 218L226 217H222ZM260 218V217H259ZM78 219V218H77ZM81 219V218H80ZM129 219V218H128ZM138 219V218H137ZM206 219V218H205ZM224 219V220H225ZM96 220V217H95ZM222 220V219H221ZM261 220V219H260ZM264 220V219H262ZM78 221V220H77ZM90 221V220H89ZM108 221V220H107ZM206 221V220H205ZM213 221V220H212ZM259 221V220H258ZM50 222V221H49ZM79 222V221H78ZM82 222V221H81ZM106 222V221H105ZM135 222V221H134ZM207 222V221H206ZM218 222V220H217ZM220 222V221H219ZM96 223V222H95ZM99 223V222H97ZM122 223V222H121ZM133 223V222H131ZM203 223V222H202ZM210 223V222H209ZM216 223V222H215ZM213 223V225L215 224ZM224 223V222H223ZM227 223V222H226ZM261 223V222H260ZM83 224V223H82ZM92 224V223H91ZM100 224V223H99ZM98 224V225H99ZM204 224V223H203ZM207 224V223H206ZM212 224V223H211ZM218 225H221L219 223H216L215 227ZM69 225V224H67ZM76 225V224H75ZM90 224L87 225V227ZM96 225V224H95ZM106 225V224H105ZM212 225V226H213ZM72 226V224H71ZM80 226V225H78ZM100 226V225H99ZM263 225H261L262 227ZM68 226V230H69ZM108 227V226H107ZM174 227V226H173ZM172 227V228H173ZM202 227H205L202 225ZM208 227V226H207ZM206 227V228H207ZM214 227V228H215ZM76 228V226H75ZM89 228V227H88ZM209 228V227H208ZM213 228V227H211ZM85 229V228H84ZM171 229V228H170ZM217 229V228H216ZM259 229V228H258ZM264 229V228H263ZM71 230V228H70ZM69 230V231H70ZM77 230V229H76ZM91 229H89L90 231ZM176 230V229H175ZM202 231L205 232V228L204 230L202 229ZM211 231V230H210ZM263 231V230H262ZM77 232V231H76ZM82 232V231H81ZM80 232V233H81ZM176 232V231H175ZM260 232V231H259ZM192 233V232H191ZM207 233V231H206ZM213 232L211 231V234ZM217 232L213 233L214 235H216ZM264 233V232H263ZM91 234V233H90ZM89 234V235H90ZM126 234V233H125ZM197 235V233H195ZM220 232H218V236H219ZM259 234V233H258ZM87 235V233H86ZM87 235V236H89ZM175 235V234H174ZM194 235V233H193ZM209 236V234H207ZM78 236V235H77ZM92 237H94L93 235H91ZM203 236V235H202ZM217 236V235H216ZM215 236V237H216ZM262 236V234H261ZM260 236V238H262ZM79 237V236H78ZM213 237V236H212ZM90 238V237H89ZM174 238V237H173ZM208 238V237H207ZM210 238V237H209ZM93 239V238H92ZM126 239V238H125ZM215 239V238H214ZM263 239V238H262ZM261 239V240H262ZM81 240V239H79ZM95 240V239H94ZM127 240V239H126ZM203 240V239H202ZM218 240V237H217ZM242 240H246L248 243V246L246 248L243 247L242 245ZM123 241V240H122ZM206 241V240H205ZM82 242V241H81ZM124 242V241H123ZM218 242V241H217ZM245 241H243L244 243ZM95 243V242H94ZM174 243V241H173ZM205 243V242H204ZM212 243V242H211ZM222 243V242H221ZM259 243V242H258ZM82 244V243H81ZM86 244V243H85ZM84 242H83V246H85ZM206 244V243H205ZM79 245V244H78ZM88 245V244H87ZM93 245V244H92ZM95 245V244H94ZM166 245V244H165ZM82 246V247H83ZM126 246V244L124 245ZM223 246H225L223 244ZM81 247V249H82ZM92 247V246H91ZM98 247V245H97ZM216 247V244H215ZM220 247V246H219ZM218 247V248H219ZM222 247V245H221ZM95 248V247H94ZM126 248V247H125ZM214 248V247H213ZM217 248V251L219 250ZM262 248V247H261ZM264 248V247H263ZM79 249V248H78ZM80 249V250H81ZM88 249V248H87ZM90 249V247H89ZM88 249V250H89ZM93 249V248H92ZM123 249V246H122ZM172 249V246H171ZM174 249V248H173ZM210 249V248H209ZM221 249V248H220ZM96 250V249H95ZM165 250V249H164ZM83 251V249H82ZM90 251V250H89ZM94 251V250H93ZM174 251V250H173ZM213 251V249L211 250V252ZM225 251V250H224ZM118 252V251H117ZM164 252V251H163ZM216 252V251H214ZM248 252V254H247ZM78 253V252H77ZM85 253V251L83 252ZM115 253V252H114ZM124 253V252H123ZM209 253V252H208ZM226 253V252H225ZM224 253V254H225ZM81 254V253H80ZM90 254V253H89ZM96 254V253H95ZM97 254H98V250H97ZM100 254V253H99ZM169 254L170 253V247H168L166 253H165V260L166 262L169 260ZM74 255V254H73ZM117 255V254H116ZM126 255V254H125ZM208 255V254H207ZM248 255V257H246ZM75 256V255H74ZM85 256V255H84ZM99 256V255H98ZM115 256V255H114ZM119 256V255H118ZM171 256V255H170ZM179 256V254H178ZM221 256V254H220ZM76 257V256H75ZM78 257V256H77ZM88 257V256H87ZM124 257V256H123ZM173 257V256H172ZM225 256H223L224 258ZM71 258V257H70ZM80 258V257H79ZM179 258V257H178ZM77 259V258H75ZM85 260H87L89 263H91L88 259H86L84 257ZM83 259V260H84ZM162 259V258H161ZM181 259V258H180ZM84 260V261H85ZM97 260V259H96ZM95 260V263H96ZM103 260V259H100ZM224 260V259H223ZM69 261V259H68ZM78 261V260H77ZM83 261V263H84ZM92 261V260H91ZM108 261V259H107ZM115 261V259L113 260V262ZM117 261V260H116ZM178 261L180 262V260L178 259ZM225 261V260H224ZM88 262H86L87 264H89ZM99 262V261H98ZM104 262V261H103ZM106 262V261H105ZM104 262V263H105ZM178 262V263H179ZM93 263V262H92ZM162 263V262H161ZM68 264V263H67ZM71 264V263H70ZM78 264V262H77ZM81 264V263H80ZM106 264V263H105ZM108 264V263H107ZM110 264V263H109ZM170 264V263H169ZM204 264V263H203Z\"/></svg>",
  "mask_w": 264,
  "mask_h": 264
}]
</instances>
